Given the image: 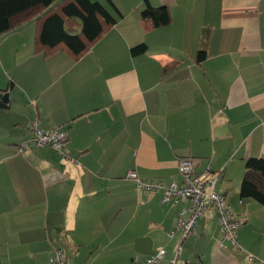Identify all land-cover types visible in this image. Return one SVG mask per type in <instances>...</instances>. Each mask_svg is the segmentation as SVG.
<instances>
[{
	"label": "crops",
	"instance_id": "crops-1",
	"mask_svg": "<svg viewBox=\"0 0 264 264\" xmlns=\"http://www.w3.org/2000/svg\"><path fill=\"white\" fill-rule=\"evenodd\" d=\"M110 1L119 16L79 56L38 46L34 22L0 37V264H52L54 252L130 264L159 249L176 264H264V207L239 196L246 160H264V0ZM146 3L169 23L144 21ZM29 122L65 132L63 154L20 152ZM183 158L217 175L213 191L243 222L238 248L212 207L182 238L189 202L127 178L180 185Z\"/></svg>",
	"mask_w": 264,
	"mask_h": 264
},
{
	"label": "trees",
	"instance_id": "trees-1",
	"mask_svg": "<svg viewBox=\"0 0 264 264\" xmlns=\"http://www.w3.org/2000/svg\"><path fill=\"white\" fill-rule=\"evenodd\" d=\"M118 16V10L110 0H106V5L91 0H0V37L34 22L38 28V46L48 49L63 46L74 56H79L115 23ZM141 17L150 22L151 27L167 25L170 19L166 8H154L148 3ZM145 51L146 46L140 44L130 53L136 56ZM205 56V52L200 50L196 59L200 62ZM4 104L0 101V109L7 108ZM245 165L239 196L253 199L264 207V160L249 158ZM57 253L60 252H54L52 264Z\"/></svg>",
	"mask_w": 264,
	"mask_h": 264
},
{
	"label": "built area",
	"instance_id": "built-area-1",
	"mask_svg": "<svg viewBox=\"0 0 264 264\" xmlns=\"http://www.w3.org/2000/svg\"><path fill=\"white\" fill-rule=\"evenodd\" d=\"M28 125L33 132V138L30 141H23L19 144L18 150L20 152L27 151L29 145L32 144L36 147L49 146L58 154H63L62 148L67 139L65 132L57 128L43 130L35 122H29ZM177 170L181 176L180 185L175 182L167 184L161 181L144 182L138 179L133 171L127 174V178L135 180L139 189L152 192L160 191L163 203L177 202L179 200H187L189 202V205L181 212L177 222L178 228L182 231V238H186L193 231L195 223L201 214L212 207L217 214L222 241H228L232 247L238 248L236 230L243 222L234 218L227 208L224 198L213 191L217 175L211 172L209 168L200 175H194V163L191 158L180 159ZM164 255V250L159 249L155 254L146 257L142 261L133 260L130 264H176V257L163 262ZM53 262L54 264H66L60 253L55 255Z\"/></svg>",
	"mask_w": 264,
	"mask_h": 264
},
{
	"label": "water",
	"instance_id": "water-1",
	"mask_svg": "<svg viewBox=\"0 0 264 264\" xmlns=\"http://www.w3.org/2000/svg\"><path fill=\"white\" fill-rule=\"evenodd\" d=\"M2 101H3L4 103H7V96H4V98H2Z\"/></svg>",
	"mask_w": 264,
	"mask_h": 264
},
{
	"label": "rangeland",
	"instance_id": "rangeland-1",
	"mask_svg": "<svg viewBox=\"0 0 264 264\" xmlns=\"http://www.w3.org/2000/svg\"><path fill=\"white\" fill-rule=\"evenodd\" d=\"M217 215V214H216Z\"/></svg>",
	"mask_w": 264,
	"mask_h": 264
}]
</instances>
